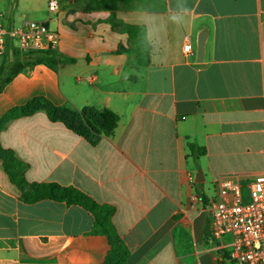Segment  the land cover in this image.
<instances>
[{
  "label": "crops",
  "instance_id": "1",
  "mask_svg": "<svg viewBox=\"0 0 264 264\" xmlns=\"http://www.w3.org/2000/svg\"><path fill=\"white\" fill-rule=\"evenodd\" d=\"M163 1L151 11L165 24L159 48L132 67V54L118 52L127 35L104 20L113 11L139 25L143 10L85 12L84 0H56L52 14L48 0H0L6 29L45 22L58 36L51 51L67 59L18 73L0 92V118L36 97L118 116L113 135L92 143L38 110L9 121L0 147L28 183L72 186L113 207L126 264H235L210 236L206 208L219 177L245 185L264 174V0H189L186 27L166 23ZM92 226L80 206L23 202L0 160V264H104L107 239Z\"/></svg>",
  "mask_w": 264,
  "mask_h": 264
},
{
  "label": "trees",
  "instance_id": "2",
  "mask_svg": "<svg viewBox=\"0 0 264 264\" xmlns=\"http://www.w3.org/2000/svg\"><path fill=\"white\" fill-rule=\"evenodd\" d=\"M136 9L148 11H164L163 0H84L83 10L94 12L100 10ZM104 22L110 24L111 29L127 35L130 44L128 49L119 48L118 52L127 51L133 59L132 67L146 65L149 50H145L139 40V25L124 24L110 13ZM10 57L2 59L0 63V92L21 71L37 64L55 68L67 60L56 51H31L21 54L12 42L9 44ZM38 110H44L52 121L62 122L66 128L75 134L94 143L101 137L112 136L118 123V116L108 109L85 107L81 110H69L54 106L42 97H36L26 104L9 110L0 118V130L15 117L26 116ZM190 151L197 149L193 144L188 145ZM0 160L12 184L19 190L20 198L25 203H34L40 200L64 202L66 205H77L89 212L93 217L91 233L103 235L107 239L108 251L104 264H126L128 250L112 224L114 208L99 204L86 194L72 186H61L57 183H28L24 178V164L21 163L10 150L0 147Z\"/></svg>",
  "mask_w": 264,
  "mask_h": 264
},
{
  "label": "built area",
  "instance_id": "3",
  "mask_svg": "<svg viewBox=\"0 0 264 264\" xmlns=\"http://www.w3.org/2000/svg\"><path fill=\"white\" fill-rule=\"evenodd\" d=\"M47 10L58 13L56 0H48ZM7 41H16L20 52L49 51L56 47L58 36L42 21H25L6 29L0 17V54ZM189 49L188 43L183 46L184 52ZM215 186V199L206 208L210 236L235 264H264V174L245 185L219 177Z\"/></svg>",
  "mask_w": 264,
  "mask_h": 264
},
{
  "label": "clouds",
  "instance_id": "4",
  "mask_svg": "<svg viewBox=\"0 0 264 264\" xmlns=\"http://www.w3.org/2000/svg\"><path fill=\"white\" fill-rule=\"evenodd\" d=\"M194 14L189 0H171L166 13V23L177 27H186ZM139 40L145 50L155 53L161 43V36L165 28L158 18V14L143 10L139 18Z\"/></svg>",
  "mask_w": 264,
  "mask_h": 264
},
{
  "label": "water",
  "instance_id": "5",
  "mask_svg": "<svg viewBox=\"0 0 264 264\" xmlns=\"http://www.w3.org/2000/svg\"><path fill=\"white\" fill-rule=\"evenodd\" d=\"M201 46H202V41L199 40V49H201ZM197 176H198V177L201 176V172H200V170L197 171Z\"/></svg>",
  "mask_w": 264,
  "mask_h": 264
},
{
  "label": "rangeland",
  "instance_id": "6",
  "mask_svg": "<svg viewBox=\"0 0 264 264\" xmlns=\"http://www.w3.org/2000/svg\"><path fill=\"white\" fill-rule=\"evenodd\" d=\"M13 42L15 43L16 41H13ZM211 192H212V188L210 187V188H209V191H208V192L206 191V194H207V195H210ZM244 197H246L245 193H244ZM243 201H245V199H243Z\"/></svg>",
  "mask_w": 264,
  "mask_h": 264
}]
</instances>
